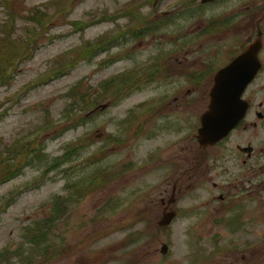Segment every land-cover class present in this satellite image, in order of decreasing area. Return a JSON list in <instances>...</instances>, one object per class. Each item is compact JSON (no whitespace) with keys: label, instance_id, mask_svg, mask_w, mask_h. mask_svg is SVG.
<instances>
[{"label":"rangeland","instance_id":"374dc122","mask_svg":"<svg viewBox=\"0 0 264 264\" xmlns=\"http://www.w3.org/2000/svg\"><path fill=\"white\" fill-rule=\"evenodd\" d=\"M4 1L14 42L0 46V264H264V193L246 199L250 224L225 223L235 141L195 138L213 72L250 32L217 34V15L249 0ZM39 9L42 25L30 19ZM249 117L238 140L258 151L264 121ZM10 151L25 154L11 180ZM55 197L66 208L31 246L26 228L54 216Z\"/></svg>","mask_w":264,"mask_h":264},{"label":"flooded vegetation","instance_id":"af4514ba","mask_svg":"<svg viewBox=\"0 0 264 264\" xmlns=\"http://www.w3.org/2000/svg\"><path fill=\"white\" fill-rule=\"evenodd\" d=\"M222 1L224 0H218V2ZM257 15L260 16L256 20L251 22L248 21V18ZM238 26H243L241 30H250V32L248 37L243 40L240 47L232 53L230 60L244 51L253 40L258 39L260 42V48L258 49L257 56L260 61V68L252 80V83L256 82L261 77V75H263V81L262 84L253 85L251 83L252 85L250 84L251 86L249 85L246 88L243 97L248 102V107L244 117L238 122V124L235 125V127L229 132L225 139L215 145H227L229 140H232V142L235 141L232 150V162L234 165L233 169L235 171L230 183V185H232L234 188V192L232 194L233 203L231 204V207L229 206L230 209L228 211H233L234 215H231L227 220L222 221L228 224L231 223L232 226L233 223L234 225L236 224V230H238L239 227L246 225V223L250 224V222H252L250 217L247 220L242 219V212L244 211L246 203L249 204L246 199L248 198L249 201L252 202L253 199L251 197L253 194H258L259 197L261 196L262 192L264 193V139L260 140L261 147L258 149V151H256L251 141L238 140V135L243 134L248 129V126H255L257 124L256 121H251L249 117L250 115L254 114L256 119H262V121H264V0H249L247 4L241 9H235L232 11L221 10V12L217 15V34L225 35L231 31L234 32L238 29ZM260 93V100L255 101L254 98L256 94L258 95ZM261 128H264V125H262ZM213 187L216 188V184H213ZM174 188L175 190L173 192L176 191L175 185ZM224 197L225 196L223 193L220 192L216 199L217 201H222L224 200ZM252 204L254 203L252 202ZM261 207L264 210L263 203H261ZM168 208L169 207H166L165 210ZM253 209L255 210V206ZM249 210L250 207L248 208L247 212H249Z\"/></svg>","mask_w":264,"mask_h":264},{"label":"water","instance_id":"95a60500","mask_svg":"<svg viewBox=\"0 0 264 264\" xmlns=\"http://www.w3.org/2000/svg\"><path fill=\"white\" fill-rule=\"evenodd\" d=\"M208 1L212 0H201ZM259 48L260 42L256 39L215 72L209 90V102L199 117L200 125L197 128L196 139L202 148L215 145L225 138L245 114L248 103L241 96L260 68L257 56ZM174 217V211L166 213L160 225L169 226ZM167 249L164 245L162 253L166 254Z\"/></svg>","mask_w":264,"mask_h":264},{"label":"trees","instance_id":"16d2710c","mask_svg":"<svg viewBox=\"0 0 264 264\" xmlns=\"http://www.w3.org/2000/svg\"><path fill=\"white\" fill-rule=\"evenodd\" d=\"M7 2H5L4 0H2L0 2V7L1 6H4L5 7V4ZM46 15V12L45 10H42V9H39L35 14L32 13L31 16H30V19H37L39 20L40 24L39 25H42L44 23V16ZM10 17V16H9ZM0 46L1 45H8V47H10V45L13 44L14 40H10V25H9V20L7 19L6 22L4 24H2L0 26ZM10 60V58H9ZM9 65L10 63H8L5 68H4V71H8L9 70ZM68 69L66 70H61V68L58 70L59 73H57L56 75H64L65 73H67ZM80 97H79V100L82 101L83 103L87 104L84 99H87L88 96L85 95V94H81L79 93ZM73 97V96H72ZM102 96L100 95L99 98H101ZM97 100V99H95ZM74 110V109H73ZM5 111V110H4ZM1 113H3V111L0 112V115ZM85 119V118H84ZM83 123H86L87 120H82ZM25 144H28V143H25ZM25 144H21L20 146V149H26V147L24 146ZM71 146H69L68 148H70ZM68 148L65 149V153L60 156L61 158V163H59V157L55 160H53V164L52 166H59V165H65L67 162H68V159H69V156L72 154V147L70 148V150H68ZM12 150V148L10 149ZM13 154H14V157H13ZM32 153H30L28 155V157L30 158H27L28 160H35L36 158H41L43 157L44 155H37L36 154H33L31 155ZM25 154L24 153H21L20 151H14L12 153V151H10V153L7 154V158L5 159V161L3 162V166L7 165V162H10V180L13 179L18 173H19V170H18V166H19V161H18V158H23ZM35 155V156H34ZM67 170V169H66ZM65 170V171H66ZM18 192H16L17 194ZM14 196V195H13ZM18 196V194L16 195ZM11 200V199H10ZM70 202V200H68ZM63 208H66V203H64V201L58 197H55L53 200H52V212L54 214L53 217H48L47 219H45L43 222L40 223H35L33 224L34 227L32 228V226L30 227H27L26 228V233H27V236L29 238V240L31 241V246H43V243L46 241V238L48 236V232H49V229L51 228V226L59 219L61 213L64 211ZM36 229H39V231L36 233V234H33V230H36ZM44 231V232H43ZM8 249H5L4 252H8L7 251ZM3 257V253H0V258ZM5 260H8V258H6Z\"/></svg>","mask_w":264,"mask_h":264}]
</instances>
